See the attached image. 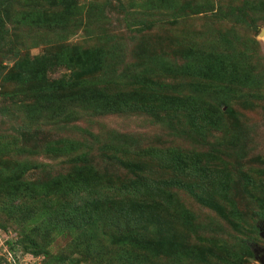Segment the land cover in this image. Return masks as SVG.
I'll use <instances>...</instances> for the list:
<instances>
[{
    "label": "rangeland",
    "instance_id": "obj_1",
    "mask_svg": "<svg viewBox=\"0 0 264 264\" xmlns=\"http://www.w3.org/2000/svg\"><path fill=\"white\" fill-rule=\"evenodd\" d=\"M167 1L75 0L66 21L52 0H0V264H230V251L231 264H259L264 0ZM193 46L228 53V69L184 70ZM36 57L61 87L56 100L20 83V64ZM81 83L110 96L107 106L73 101L45 117ZM200 103L218 111L212 123L192 112ZM228 175L237 187L217 193ZM95 177L143 190L96 202L55 192ZM208 197L239 212V230Z\"/></svg>",
    "mask_w": 264,
    "mask_h": 264
},
{
    "label": "trees",
    "instance_id": "obj_2",
    "mask_svg": "<svg viewBox=\"0 0 264 264\" xmlns=\"http://www.w3.org/2000/svg\"><path fill=\"white\" fill-rule=\"evenodd\" d=\"M54 4L57 5H61L64 4L65 6H63V13H58L57 17L60 16L63 18H65L66 21H70L71 17H73L74 15L78 14L79 8L78 6H73L74 3H72L73 5L70 4L71 1H75V0H52ZM171 3H169L167 0L162 1V0H150V8H161V7H165V8H170ZM62 6V5H61ZM1 8V5H0ZM40 15H37V18ZM43 23L41 16L35 20L34 23ZM53 23L57 24L55 18L52 16V21L50 20L49 23H47L48 25H53ZM41 26H46L45 22L43 24H41ZM206 50H198L195 49L194 46L193 48H191V50H189V55H191L189 61L184 65V70L188 71L191 69H196L197 67L203 66V74L204 76H207L205 74V70L211 68V72H213V74H216L218 72L223 71V69L226 67L225 70L228 69L227 67V63L230 61L229 55L226 52L223 51H214V49H209V48H205ZM63 57V59L60 60L61 64H64L67 61V58ZM34 60L30 65L26 63L20 64L19 66V71H22V79H20V83H29L33 86V91H31L32 96L36 97L37 94H41L43 93V95L41 97H37V99H44L45 101L48 100H56L58 98V89L60 86H57L55 82L49 84V82L46 80L45 78V71L47 70V65H45L44 63H42L41 61H38V57L32 59ZM88 60V59H86ZM205 62V63H204ZM55 63H59L55 62ZM204 63V64H201ZM93 65L90 62V70L93 71L95 69ZM89 69L83 70V71H90ZM201 72H202V68H201ZM208 76V77H212L214 75ZM148 82V81H147ZM151 83V82H149ZM49 84V85H48ZM152 84V83H151ZM83 87L82 90H76L74 93H70L68 94V98H65L63 100H61L60 104H57L51 108L48 109H52V113L45 116L44 114L47 113V109H44L42 111V108L39 106H32V107H28L27 112H31V108L36 112H41L43 114V116L47 117V118H53L56 115H60L64 112L65 108L64 107H68L70 102L73 101H77L79 105H83V107L88 106V107H92L94 110L100 109L102 108V106H107L108 104V100L110 98V96H106L107 98H102L103 95H105L101 90L99 89H95L93 88L92 85L87 84V83H81V85H79V88ZM61 88V87H60ZM70 92V91H69ZM46 93H50L51 95L48 97H45ZM69 102V103H68ZM163 104H165L167 101H161ZM177 105H174V108ZM193 113L195 114L196 117H198L197 119H200L201 121H205V122H209L212 123V119H215L216 116H218V111L215 110V108H213L212 106H208V107H204L201 103H200V109L195 107V105H193ZM63 107V108H62ZM109 107L112 108H118L120 107L119 104L118 105H111ZM167 107V105H166ZM180 108H185L181 105ZM72 147L70 146L68 149H71ZM176 164V163H175ZM185 165H180L177 164L176 168L180 171L185 169ZM242 180L240 181V185L241 188L240 190H242V192L247 193L246 192V188L251 184L252 180L250 178H248V176L246 175H242ZM68 187L64 186L63 189H60V187H58L55 191L56 194L59 195H67V194H72L74 197L76 198H80V197H86L89 198L90 200L96 202L99 200V197L101 196V192H105L106 190H109L111 192V194L116 193L117 195H132L133 197H137L138 194L141 193V190H143V188L141 187H134L132 186L130 183L128 182H120V186H115L112 184V182H103L102 179L100 177H95V178H90L87 181H83V180H79L76 179L74 180V182H68L67 183ZM230 186L233 187H237V184L233 181V179H231V176L228 175L227 178L225 180H222L221 183L218 184V192H221V194L223 195V192H226V190L229 189ZM144 188H147V186H145ZM119 192V193H118ZM111 198V197H109ZM200 201L205 202V200L203 198H199ZM259 201V200H257ZM206 203L211 204L212 208H216L218 210L219 215L223 216L224 219H229L231 224L233 225V228L236 230H239V227H241L239 225V220H240V216H239V212L234 208L231 207L228 211H225L224 209H220L221 205L218 202H215L214 199L208 197L206 199ZM218 203V204H215ZM262 204L264 205V202H262ZM252 215V213L250 214V216ZM29 246L31 247V250H34L35 248H37L38 243H36L33 239H31L29 241ZM227 258L229 259V263H232V259L234 258V253L232 251H230V253L228 252Z\"/></svg>",
    "mask_w": 264,
    "mask_h": 264
},
{
    "label": "water",
    "instance_id": "obj_3",
    "mask_svg": "<svg viewBox=\"0 0 264 264\" xmlns=\"http://www.w3.org/2000/svg\"><path fill=\"white\" fill-rule=\"evenodd\" d=\"M263 235V232H262ZM264 237V235L262 236ZM256 253H260V255L257 256L259 264H264V249H258L254 251Z\"/></svg>",
    "mask_w": 264,
    "mask_h": 264
}]
</instances>
